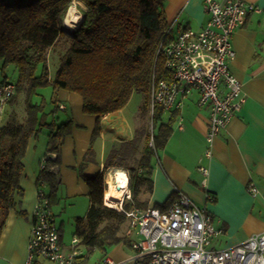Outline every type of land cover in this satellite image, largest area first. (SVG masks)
Returning <instances> with one entry per match:
<instances>
[{
    "label": "crops",
    "instance_id": "obj_1",
    "mask_svg": "<svg viewBox=\"0 0 264 264\" xmlns=\"http://www.w3.org/2000/svg\"><path fill=\"white\" fill-rule=\"evenodd\" d=\"M214 1L221 5L226 2ZM244 1L260 9V12L245 13L241 25L231 37L234 57L229 62V70L242 85L244 103L239 113L213 140L209 159L203 157L207 110L196 106L198 95L195 92L183 99L179 111H163L155 127L149 119V114L152 118L153 113L149 109L148 100L147 105L144 102V110L140 114L142 117H137L136 123L135 120L132 122L136 113L125 110L129 99L122 109L99 120V136L92 142L97 120L95 116L83 113L82 99L72 92L51 91L46 100L47 110L56 102L58 107L63 106V110L58 108L59 111H69L72 116V126L60 146L59 166L56 169L59 180L56 194L60 201H68V208L75 211L71 214L73 220L70 219L74 225L72 238L76 237L75 220L84 218L89 208V188L79 174L82 164V173L87 177L101 173L111 151L133 141L134 149L127 155V162L136 167L147 134L148 145L153 149L152 131L154 133L159 124H166L170 119L169 136L160 149L153 150L148 160L150 192L142 189L138 196L139 203L145 208L160 210L166 203L168 208L178 194L188 196L196 207L204 208L211 214L215 227L222 231L211 242V247L217 250L236 246L252 235L264 233V0ZM203 4L204 0H164L169 40L175 39L185 30L199 32L205 26L209 16ZM78 6L83 7L80 4ZM178 122L181 123V129L178 128ZM46 131L42 130L28 141L19 181L23 191L20 210L25 215L19 217L14 211L9 213L0 234V264L24 263L37 202L36 177L42 159L47 156ZM41 134L45 136L46 142L37 150L36 141ZM35 150L39 154L36 156L37 169L33 164ZM200 166L208 169L206 186L202 185L203 177L198 170ZM119 171L129 177L127 169ZM115 172L109 169L104 176L103 200L107 177ZM136 172L140 173V170ZM251 185L256 190L255 194L249 190ZM207 194L211 197L210 201L206 199ZM79 200L84 203L77 205ZM125 202L129 207L135 206L131 195L130 200ZM83 205H86L85 208L80 214L77 213ZM51 213L58 229L59 244L67 252L71 242L65 244L62 231L64 221L56 218L63 214L67 216L66 205L60 210L58 206L54 207ZM57 219L60 223H57ZM131 242L129 240V245H126L128 252L120 243L109 255L115 261L124 260L131 252ZM83 259L84 264H87V256L83 255Z\"/></svg>",
    "mask_w": 264,
    "mask_h": 264
},
{
    "label": "trees",
    "instance_id": "obj_2",
    "mask_svg": "<svg viewBox=\"0 0 264 264\" xmlns=\"http://www.w3.org/2000/svg\"><path fill=\"white\" fill-rule=\"evenodd\" d=\"M72 1L0 0V71L14 66L15 95L9 103L23 92L25 111L23 123L12 117L0 127V234L11 211L19 217L25 215L20 210L22 159L29 139L42 130H47V156L36 177L37 199L44 197L49 207L56 203L60 146L72 122L55 117L59 111L56 102L47 110L44 97L37 100L39 89L49 87L52 92L78 94L83 113L97 120L93 142L99 136L98 123L103 116L122 109L132 93L142 94L147 105L152 76L167 77L163 56L157 52L162 39L169 41L164 0H76L85 8L76 7L82 19L68 38L53 78H49L47 53L66 34L63 19ZM4 82L5 76L0 80ZM162 114L161 108L154 109L153 127ZM170 132L171 119L159 124L152 134L153 149L148 145L147 134L136 167L127 162V155L134 149L132 141L111 151L101 173L87 177L82 173L84 164L79 168L89 188V208L84 218L75 220L74 236L88 253L98 250L105 254L120 243L129 245L126 237L119 234L125 216L103 203L107 170L129 171L131 199L137 208L145 209L138 196L142 189H151L148 160L154 149L163 146ZM52 154L54 159H50ZM130 168L135 171L130 172ZM138 169L140 173L136 172ZM123 206L129 208L126 202ZM164 208L167 203L160 211Z\"/></svg>",
    "mask_w": 264,
    "mask_h": 264
},
{
    "label": "built area",
    "instance_id": "obj_3",
    "mask_svg": "<svg viewBox=\"0 0 264 264\" xmlns=\"http://www.w3.org/2000/svg\"><path fill=\"white\" fill-rule=\"evenodd\" d=\"M203 5L209 18L199 32L185 30L175 39L160 41L157 52L163 56L167 77L152 76L148 106L151 113L157 107L164 112L179 111L183 99L197 93L196 106L207 110L203 157L209 159L213 140L244 103L242 85L229 70L234 57L231 37L245 13L260 9L244 0H226L222 5L204 0ZM14 95L13 83H0V117ZM59 108L63 110V106ZM178 128H182L180 122ZM54 158L52 154L50 159ZM198 170L202 185L206 186L208 169L200 166ZM128 182L127 176V189L113 208L125 216L138 239L130 243L131 252L124 260L115 261L105 254L96 264H264V233L252 235L233 247L214 249L211 242L222 231L204 208L196 207L180 193L165 211L136 206L126 209L123 204L130 200ZM249 190L256 193L252 185ZM206 199L210 201V195ZM103 203L111 207L106 205L105 197ZM79 244L80 240L74 237L70 250H62L50 207L44 197L37 199L23 264H84Z\"/></svg>",
    "mask_w": 264,
    "mask_h": 264
},
{
    "label": "rangeland",
    "instance_id": "obj_4",
    "mask_svg": "<svg viewBox=\"0 0 264 264\" xmlns=\"http://www.w3.org/2000/svg\"><path fill=\"white\" fill-rule=\"evenodd\" d=\"M78 4L82 5L81 3H76L75 0H73L71 5H70V7L72 9L75 7V9H73V11H74L76 16H78V14H79L80 21H81L82 16L80 15L79 11L76 8V7H79ZM81 8L85 9L84 6L81 7ZM80 21H79V23L77 25L73 26L72 29H69V28L67 29L64 26V19H63V26H64V31H65L66 34H65L64 37L60 38L57 41V43L53 46V48L50 51L48 50V53H47V67H48V72H49V78H53L54 73H55V71H56V69L58 67L59 58L64 53L65 49L68 46V43H69L68 38L71 35V32L74 31V29L80 24ZM4 76L6 77L7 82L14 83L15 80H16V70H15L14 66L9 65L3 70V72L0 71V80ZM66 92H68V91H66ZM37 93L40 94V96L37 98V100H40L42 97H44V99L46 98L45 100H47V98L50 96L49 94L51 93V88L48 87V88L39 89L37 91ZM74 94H76V93H74ZM76 95H78V94H76ZM82 108H83V106H82ZM125 110L127 112L130 111L133 114L136 113L135 119L133 118V120H132L133 123H134V120H135V123H136L137 122V117H138V119L141 118L142 116L140 114L144 110V97H143V95L140 94V93H132L130 101L126 105ZM12 117L15 118L17 120V122H19V123H21V122L23 123V121L25 120L24 93L23 92L17 94V96L15 97L14 101L9 103V104H7L5 106L4 112H3L2 116L0 117V127L3 126L6 123V121H8ZM55 117L60 118V119L67 118V119H70L71 122H72V118H71L72 116L70 115L69 111H66V112L56 111ZM149 119H151V115L150 114H149ZM57 121L59 122V119ZM155 133H156V131L154 130V134ZM152 134H153V131H152ZM45 136H46V134H45ZM45 136H43L42 134L38 135L37 141H36L37 142L36 143V149L37 150H39L42 145L43 146L45 145V142H46L45 139H44ZM37 150H35V152L33 154V157H34L33 164L35 165L36 169H37V166H38V163H37L38 157H36V156L39 155ZM128 166H130V165L128 164ZM133 171H135V169L134 168H130V172L133 173ZM63 201H65L66 204H64ZM63 201H60L58 194H56V203L51 204L50 208L52 210L54 207L57 208V206H58L59 210H60L66 205L67 216L63 214V215H61L59 217L57 216L56 218H59V219L64 221V228L62 229V231H63V239H64L65 244L69 245L71 240L73 239L72 238V232H73V228H74V225L71 222V220H73L71 214H73L75 211L70 210L68 208V206H69L68 201H66V200H63ZM80 202L84 203V201L79 200L77 205H79ZM85 206L86 205H83L82 208H81V211L78 210L77 213L80 214V212H82V209H84ZM59 219L56 220L57 223H60ZM120 234L125 236L128 241L130 240V241L133 242V241H136L138 239V237L135 235L134 231L129 229V223H128L127 220L122 224L121 230H120ZM122 245H123V249L126 252H128L127 251L128 247L126 245H124V244H122ZM114 248H115V246H113L111 248H108L105 254L110 256L109 254L111 253V251ZM79 249H80V251H82V254L85 257L87 256V264H96L105 255V254L99 252L98 250H92L90 253H88L87 250L85 248L81 247V246H79Z\"/></svg>",
    "mask_w": 264,
    "mask_h": 264
},
{
    "label": "bare ground",
    "instance_id": "obj_5",
    "mask_svg": "<svg viewBox=\"0 0 264 264\" xmlns=\"http://www.w3.org/2000/svg\"><path fill=\"white\" fill-rule=\"evenodd\" d=\"M80 21V17L76 16L73 9L69 7L65 17L64 26L72 29ZM108 187L105 191V203L113 207L118 201L121 200L124 191L127 189V176L120 171L112 173L107 177Z\"/></svg>",
    "mask_w": 264,
    "mask_h": 264
}]
</instances>
